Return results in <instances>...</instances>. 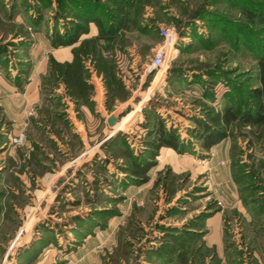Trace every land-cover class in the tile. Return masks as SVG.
<instances>
[{"label": "rangeland", "instance_id": "1", "mask_svg": "<svg viewBox=\"0 0 264 264\" xmlns=\"http://www.w3.org/2000/svg\"><path fill=\"white\" fill-rule=\"evenodd\" d=\"M260 3L138 0L136 23L96 45L112 82L91 41L78 50L96 25L69 59L45 52L78 22V0H0V264H264V124L234 122L209 151L192 136L224 100L257 103L264 23L239 11ZM166 24L169 63L150 69ZM73 48L80 67L54 70ZM158 118L185 151L161 147L141 182L128 170Z\"/></svg>", "mask_w": 264, "mask_h": 264}, {"label": "trees", "instance_id": "2", "mask_svg": "<svg viewBox=\"0 0 264 264\" xmlns=\"http://www.w3.org/2000/svg\"><path fill=\"white\" fill-rule=\"evenodd\" d=\"M89 1V2H88ZM113 5L112 8H107L100 3L99 0H78V22H74L63 34L55 31L52 38V45L58 46H72L80 37L87 33L90 23H94L98 29L97 38L85 39L80 43L79 49H83L89 43L92 44V53L97 62L98 67L105 74V81H116L113 75L111 64L103 59L101 51L99 50L97 43L99 40H104L107 43H111L118 37V32L126 28L135 22L138 11L134 10L138 0H110ZM81 2V3H80ZM257 4V3H255ZM241 5L240 11L244 14L245 19L255 25L264 23V3L258 5ZM136 23V22H135ZM229 31V29H227ZM91 41V42H90ZM260 45L257 47V53L254 56L256 62V87L253 89V96L258 98V101L253 106H249L247 109L242 108L239 102L232 100H224L221 104V108L218 111H206V119L193 118L196 128L192 132V136L196 139L201 148L209 151L213 146L227 137V128L234 122H240L244 126L257 127L264 124V104L261 103L264 96V43L260 41ZM94 47V48H93ZM75 59L73 63L59 64L52 57H50V63L57 69V66H64L69 76L70 69L80 67L78 65V58L80 52L78 51V58L76 54V48H73ZM84 53H87L83 51ZM61 66V67H62ZM69 70V71H68ZM53 71V70H52ZM73 76L77 79L80 78L76 75V71L73 72ZM64 81L68 82L67 77L63 75ZM82 78V77H81ZM80 81V79H79ZM76 83V82H75ZM85 84V83H84ZM77 85V83L75 84ZM74 85V86H75ZM72 88V87H71ZM68 88L72 94L77 91H73V88ZM74 92V93H73ZM234 99V97H231ZM151 122V121H150ZM148 122L146 126V140L145 145L149 150V156L146 160L140 161L136 157H132L131 168L127 170L132 176L139 178L141 182L147 180V172L153 166L154 157L157 151L161 147H169L176 150L179 153H183L185 150L182 148V142L177 132L173 129L167 128L164 122L158 118L153 122Z\"/></svg>", "mask_w": 264, "mask_h": 264}, {"label": "built area", "instance_id": "3", "mask_svg": "<svg viewBox=\"0 0 264 264\" xmlns=\"http://www.w3.org/2000/svg\"><path fill=\"white\" fill-rule=\"evenodd\" d=\"M161 33L163 38L162 46L155 50L153 57H151L150 61L146 64V66L150 69L160 68L162 66L166 67L169 63L168 51L166 48L174 44L177 35L176 28L171 24H166L161 27ZM16 141L22 142L23 135H18Z\"/></svg>", "mask_w": 264, "mask_h": 264}, {"label": "crops", "instance_id": "4", "mask_svg": "<svg viewBox=\"0 0 264 264\" xmlns=\"http://www.w3.org/2000/svg\"><path fill=\"white\" fill-rule=\"evenodd\" d=\"M90 25H94L95 26V24L94 23H90ZM90 30H91V27H90ZM94 34V33H93ZM45 46L46 45H44V50H45ZM50 45H48V49L47 50H45V52H51L52 54H54V53H57V54H61L62 55V59L61 60H65V59H69V50H68V48H70L71 46H61V48H52V47H50ZM31 53V52H30ZM56 54V55H57ZM41 57H43L44 58V56L41 54L40 55ZM58 58V57H57ZM59 60V59H58ZM34 68V67H33ZM38 72V71H37ZM29 96H31V95H33V91H31V93L30 94H28ZM99 100V99H98ZM98 103H99V101H98ZM99 108L101 107L100 106V104H99V106H98ZM124 117V116H123ZM122 119V118H121ZM119 122V121H118ZM118 122H116V124L118 123ZM116 124L113 126V128H115V126H116Z\"/></svg>", "mask_w": 264, "mask_h": 264}, {"label": "water", "instance_id": "5", "mask_svg": "<svg viewBox=\"0 0 264 264\" xmlns=\"http://www.w3.org/2000/svg\"><path fill=\"white\" fill-rule=\"evenodd\" d=\"M106 122L109 126L112 127L117 122V117H115L114 115H110L106 118Z\"/></svg>", "mask_w": 264, "mask_h": 264}, {"label": "bare ground", "instance_id": "6", "mask_svg": "<svg viewBox=\"0 0 264 264\" xmlns=\"http://www.w3.org/2000/svg\"><path fill=\"white\" fill-rule=\"evenodd\" d=\"M115 124H116V123H115ZM115 124H114V125H115ZM114 125H113V126H114Z\"/></svg>", "mask_w": 264, "mask_h": 264}]
</instances>
